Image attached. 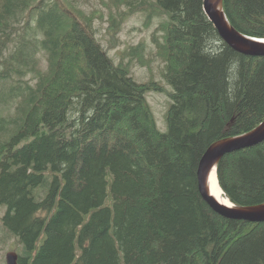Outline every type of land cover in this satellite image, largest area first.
<instances>
[{"label": "trees", "instance_id": "obj_1", "mask_svg": "<svg viewBox=\"0 0 264 264\" xmlns=\"http://www.w3.org/2000/svg\"><path fill=\"white\" fill-rule=\"evenodd\" d=\"M101 1L113 36L137 12L146 27L159 19L155 54L174 87L168 130L147 99L165 85L136 81L109 55L95 26L104 11L0 0V204L18 264H264V222L215 212L197 176L211 144L264 121V56L224 42L204 0ZM223 9L264 38V0ZM146 48L129 54L148 66ZM217 176L235 205L264 203V141L226 154Z\"/></svg>", "mask_w": 264, "mask_h": 264}, {"label": "rangeland", "instance_id": "obj_2", "mask_svg": "<svg viewBox=\"0 0 264 264\" xmlns=\"http://www.w3.org/2000/svg\"><path fill=\"white\" fill-rule=\"evenodd\" d=\"M77 3L88 12H91L93 9L104 11L105 19H97L95 22L97 36L103 46L108 50L109 55L117 63L121 61L129 62L136 81L147 82L154 78L156 81L165 85L166 92L150 91L147 93V99L155 114L158 128L163 132L167 131L166 114L172 102L168 92L174 91V87L164 79L162 72L164 71L165 63L155 54L156 44L153 40V34L159 24V19L156 18L150 26L146 27L145 14L137 12L127 16L120 26L118 33L113 36L109 31L111 24L109 20V8L101 0H77ZM140 42L146 43L147 56L154 58L151 65H143L139 62V59L136 57L132 58L129 54L131 47L138 45ZM40 57L42 59L41 64L45 68L46 60L44 56ZM3 112L6 115L10 114L9 108H5ZM6 210L7 206L0 204V264H7L6 255L9 251H16L17 253L22 251V245L18 238L10 233L3 224L2 217Z\"/></svg>", "mask_w": 264, "mask_h": 264}, {"label": "water", "instance_id": "obj_3", "mask_svg": "<svg viewBox=\"0 0 264 264\" xmlns=\"http://www.w3.org/2000/svg\"><path fill=\"white\" fill-rule=\"evenodd\" d=\"M223 7V0H204V11L217 28L221 39L237 52L253 57L264 56V38L248 37L232 26ZM222 8V9H221ZM264 141V121L252 130L220 139L211 144L199 163L198 186L202 198L218 214L235 220L264 222V203L237 206L224 205L211 195L207 187L210 170L217 165L226 154L258 145ZM19 254L9 251L6 255L7 264H18Z\"/></svg>", "mask_w": 264, "mask_h": 264}, {"label": "bare ground", "instance_id": "obj_4", "mask_svg": "<svg viewBox=\"0 0 264 264\" xmlns=\"http://www.w3.org/2000/svg\"><path fill=\"white\" fill-rule=\"evenodd\" d=\"M223 8V7H222ZM221 8V9H222ZM208 17V16H207ZM209 18V17H208ZM210 20V18H209ZM213 23V22H212ZM214 25V23H213ZM215 27V25H214ZM216 28V27H215ZM217 30V28H216ZM218 32V30H217ZM219 33V32H218ZM250 37V36H248ZM253 38V37H252ZM263 122V121H262ZM261 122V123H262ZM208 149V148H207ZM204 155V154H203ZM203 157V156H202ZM201 161V160H200ZM220 161V160H219ZM200 163V162H199ZM218 165V163H217ZM217 165H214L213 168L210 170L207 178V187L209 189V192L212 196H214L219 202H221L224 205H232L231 201L224 195V191L221 188L219 182H218V176H217ZM199 170V166H198ZM198 170H197V176H198ZM199 187V186H198ZM200 191V190H199ZM57 194V193H56Z\"/></svg>", "mask_w": 264, "mask_h": 264}]
</instances>
